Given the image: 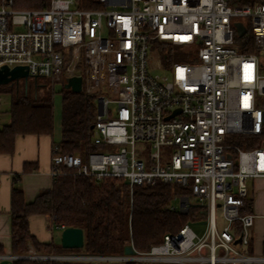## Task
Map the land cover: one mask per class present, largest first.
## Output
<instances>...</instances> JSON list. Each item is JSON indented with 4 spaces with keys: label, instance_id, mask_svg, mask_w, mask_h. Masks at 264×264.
<instances>
[{
    "label": "built area",
    "instance_id": "2783aa9c",
    "mask_svg": "<svg viewBox=\"0 0 264 264\" xmlns=\"http://www.w3.org/2000/svg\"><path fill=\"white\" fill-rule=\"evenodd\" d=\"M99 2L97 9L81 8L78 0H50L45 9L15 10L6 0L0 5V67L26 66L30 77L50 80L53 103L67 79L81 77V92L96 102L92 143L118 148L84 159L62 152V139L55 141L53 182L65 171L97 183L122 179L131 189L159 182L183 186L190 195L174 197L169 209L194 208L196 220L149 250L130 244L132 254L38 255L30 249L0 258L264 263L244 251L255 216L243 212L248 181L264 178V143L244 149L233 139L264 130V0L241 6L230 0ZM235 22L250 27L256 53L242 50ZM204 225L202 234L195 231Z\"/></svg>",
    "mask_w": 264,
    "mask_h": 264
},
{
    "label": "trees",
    "instance_id": "16d2710c",
    "mask_svg": "<svg viewBox=\"0 0 264 264\" xmlns=\"http://www.w3.org/2000/svg\"><path fill=\"white\" fill-rule=\"evenodd\" d=\"M6 0H0L3 5ZM256 0H230L231 6L251 4ZM50 0H12L15 10H40ZM84 9L101 7L99 0H78ZM247 25V33L237 37L243 51L257 52L254 38ZM169 56L164 55V59ZM26 83L0 86V92L12 94L11 123L0 131V154L12 153L18 135L52 134L54 128L53 93L50 80L37 77ZM7 90H3L6 89ZM264 107V101H263ZM96 116V102L84 92L62 91V144L64 153L77 154L84 159L99 149L92 143ZM244 149L264 143L260 135L233 137ZM63 171L51 189L43 191L33 203H26L24 193L16 184L12 191V253L28 254L30 248L38 253L64 255L74 251L84 254H123L133 243L139 251H146L163 240L165 234L178 232L188 222H195L196 209L188 213L171 211L169 206L176 196H189L186 187L157 183L154 186L129 184L118 178L97 183L94 179ZM243 212H248L251 201L246 200ZM48 215L56 228L80 227L84 230L82 249H64L61 244H43L31 234L29 216ZM1 253V249H0ZM13 264H101L75 261H37L19 259Z\"/></svg>",
    "mask_w": 264,
    "mask_h": 264
},
{
    "label": "crops",
    "instance_id": "0c3cea01",
    "mask_svg": "<svg viewBox=\"0 0 264 264\" xmlns=\"http://www.w3.org/2000/svg\"><path fill=\"white\" fill-rule=\"evenodd\" d=\"M18 84V83H17ZM12 94L0 92V131L11 123ZM52 134L18 135L12 153L0 154V256L12 253V191L16 186L24 193L26 203L53 186L52 146L62 139V120L55 123ZM248 213L255 216L251 229V241L244 251L264 257V178L248 181ZM31 234L43 244H61V231L48 215L29 216ZM0 264H13L8 258H0ZM264 264V263H259Z\"/></svg>",
    "mask_w": 264,
    "mask_h": 264
},
{
    "label": "water",
    "instance_id": "95a60500",
    "mask_svg": "<svg viewBox=\"0 0 264 264\" xmlns=\"http://www.w3.org/2000/svg\"><path fill=\"white\" fill-rule=\"evenodd\" d=\"M234 25L237 29L239 37H243L247 33V30L242 22H235ZM22 79L25 83H27L30 79V74L26 66H16L14 68H10L8 66L0 67V86L17 84ZM64 86L66 89L71 90L74 93H81L82 78H69ZM84 237V230L82 228L66 227L61 231V246L64 249H82L84 247ZM124 253L132 254V247L130 245L126 246Z\"/></svg>",
    "mask_w": 264,
    "mask_h": 264
},
{
    "label": "rangeland",
    "instance_id": "374dc122",
    "mask_svg": "<svg viewBox=\"0 0 264 264\" xmlns=\"http://www.w3.org/2000/svg\"><path fill=\"white\" fill-rule=\"evenodd\" d=\"M259 55L262 56L261 54H259ZM180 60H181V58H180ZM262 74L264 75V68L262 69ZM32 79L33 78L30 77V79H29L30 83H32V81H31ZM18 84H19V88L21 90H23L25 85H26V83H25V81L23 79L20 80V82ZM3 90H7V88L3 89ZM53 107H54V114H55V123H60V121L62 119V115H61V111H62V96L61 95L57 94L55 96ZM117 149H118L117 147H103V148L97 149L95 151H97V152H107V151H116ZM143 155L144 156H148V151L143 152ZM173 204L174 205H179V202L178 201H174ZM219 218H220V215H219ZM218 225H219V229L221 230L222 229V220L221 219H219V224ZM194 229H195V231H197L200 234H202L206 230V225H204V226H195ZM30 249L36 251L34 248H30ZM42 254L43 253H38V255H42ZM71 254L83 255L84 253L82 251L78 250V251L71 252ZM43 255H48V254H43Z\"/></svg>",
    "mask_w": 264,
    "mask_h": 264
}]
</instances>
